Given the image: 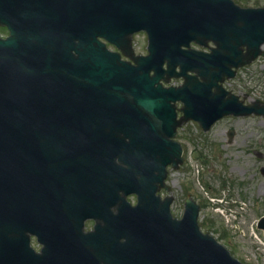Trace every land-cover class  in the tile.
Masks as SVG:
<instances>
[{
    "label": "water",
    "instance_id": "water-1",
    "mask_svg": "<svg viewBox=\"0 0 264 264\" xmlns=\"http://www.w3.org/2000/svg\"><path fill=\"white\" fill-rule=\"evenodd\" d=\"M0 23L13 30L0 39V155L47 195L62 228L59 247L40 254L1 241L0 264H242L201 233L191 198L178 220L173 198L157 192L170 190L168 166L185 162L174 140L184 123L209 131L224 116L264 115L259 103L244 106L222 86L264 55V8L232 0H0ZM142 30L149 55L134 57L131 38ZM173 78L183 85L166 88ZM87 220L96 221L93 232L85 233Z\"/></svg>",
    "mask_w": 264,
    "mask_h": 264
},
{
    "label": "rangeland",
    "instance_id": "rangeland-1",
    "mask_svg": "<svg viewBox=\"0 0 264 264\" xmlns=\"http://www.w3.org/2000/svg\"><path fill=\"white\" fill-rule=\"evenodd\" d=\"M233 1L243 7H264V0ZM134 45L137 54H147L145 34L137 35ZM227 88L245 103L264 102V57L240 70ZM178 139L187 163L169 176L175 198L173 215L182 217L190 195L201 208L203 232L214 236L242 263L264 264V231L257 228L264 216V117H228L209 132L189 122L180 129Z\"/></svg>",
    "mask_w": 264,
    "mask_h": 264
},
{
    "label": "flooded vegetation",
    "instance_id": "flooded-vegetation-1",
    "mask_svg": "<svg viewBox=\"0 0 264 264\" xmlns=\"http://www.w3.org/2000/svg\"><path fill=\"white\" fill-rule=\"evenodd\" d=\"M1 166H5L8 169L7 171H10V174L6 176L4 173V175L0 173V236H4L7 239L12 238L19 244H26L28 241L32 248L39 251L42 249V245L39 244L38 237L34 235V231L41 229L44 233L46 246L50 248L57 242L61 222L58 224L56 220H52L49 208L44 207L47 202L46 194H42V199H40V196L34 193L35 184L24 182L20 174L13 178L11 172L14 169L8 167V162H3L0 155ZM40 167L42 176H44L46 163H40L37 166V172ZM1 169L0 171H2ZM24 172H22L23 177H25ZM12 178L16 181L15 183H13ZM15 190H19L20 193L16 194ZM40 203L43 206L42 212L35 217V212L32 211L31 207ZM57 226L58 236L54 235Z\"/></svg>",
    "mask_w": 264,
    "mask_h": 264
}]
</instances>
